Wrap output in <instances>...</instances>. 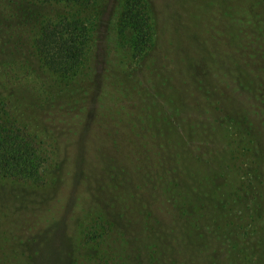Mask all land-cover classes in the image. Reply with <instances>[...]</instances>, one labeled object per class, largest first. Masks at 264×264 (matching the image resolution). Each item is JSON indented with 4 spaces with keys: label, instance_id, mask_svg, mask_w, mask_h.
Segmentation results:
<instances>
[{
    "label": "rangeland",
    "instance_id": "obj_1",
    "mask_svg": "<svg viewBox=\"0 0 264 264\" xmlns=\"http://www.w3.org/2000/svg\"><path fill=\"white\" fill-rule=\"evenodd\" d=\"M0 93L50 158L0 176V264H264V0H0Z\"/></svg>",
    "mask_w": 264,
    "mask_h": 264
},
{
    "label": "trees",
    "instance_id": "obj_2",
    "mask_svg": "<svg viewBox=\"0 0 264 264\" xmlns=\"http://www.w3.org/2000/svg\"><path fill=\"white\" fill-rule=\"evenodd\" d=\"M61 1L86 7L95 0ZM125 16L133 20L135 15L128 11ZM136 20L140 24L139 17H136ZM137 22H134L136 26L139 25ZM80 27L81 24L77 21L68 22L63 19L43 29L37 42V48L52 70L64 75H72L76 71V66L81 61L85 48L84 35ZM83 30L86 31V29ZM145 35L147 36L146 33ZM143 39H140L139 45H137L140 52L146 49L142 46L145 44ZM0 96L4 97L1 93ZM8 117L7 105L0 101V176L43 185L45 173L50 165L49 155L43 149V145L29 134L26 127H19L16 123L6 121ZM122 129L134 132L128 127ZM137 182L138 180L134 179L133 184H137ZM203 189L199 183V192L205 193L206 191Z\"/></svg>",
    "mask_w": 264,
    "mask_h": 264
}]
</instances>
